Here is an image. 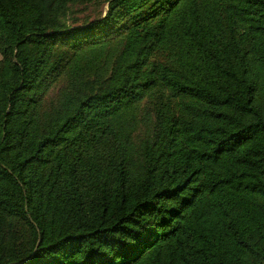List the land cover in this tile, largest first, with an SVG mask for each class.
<instances>
[{
	"label": "trees",
	"instance_id": "16d2710c",
	"mask_svg": "<svg viewBox=\"0 0 264 264\" xmlns=\"http://www.w3.org/2000/svg\"><path fill=\"white\" fill-rule=\"evenodd\" d=\"M0 264H264V0H0Z\"/></svg>",
	"mask_w": 264,
	"mask_h": 264
}]
</instances>
